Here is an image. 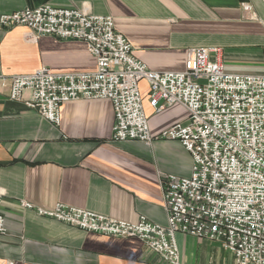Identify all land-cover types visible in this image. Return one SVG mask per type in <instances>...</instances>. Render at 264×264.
Masks as SVG:
<instances>
[{"label": "crops", "instance_id": "crops-1", "mask_svg": "<svg viewBox=\"0 0 264 264\" xmlns=\"http://www.w3.org/2000/svg\"><path fill=\"white\" fill-rule=\"evenodd\" d=\"M45 2L111 15L135 57L152 70H183L188 48L206 46L220 49L217 56L228 71L264 72L260 0H249L254 19L242 0H0V15ZM41 66L83 72L94 70L96 60L82 41L35 38L21 25L0 27V75ZM140 88L152 135L186 121L179 104L153 112L144 80ZM59 114L55 125L0 88V193L7 229L0 234V264H168L138 238L83 231L20 207L21 200L46 209L61 202L127 222L142 215L165 224L160 176L190 174L191 156L177 140L112 141L108 99L70 100ZM176 238L182 264H234L218 241L181 233Z\"/></svg>", "mask_w": 264, "mask_h": 264}, {"label": "built area", "instance_id": "built-area-1", "mask_svg": "<svg viewBox=\"0 0 264 264\" xmlns=\"http://www.w3.org/2000/svg\"><path fill=\"white\" fill-rule=\"evenodd\" d=\"M241 7L256 18L249 0H242ZM17 25L35 38L84 42L96 68L55 72L41 66L30 73L0 75V88L8 89L10 99L23 101L55 125L65 102L108 99L114 112L112 141L177 140L192 159L188 176H160L165 224L142 215L127 222L61 202L46 209L21 200L20 207L83 231L138 238L168 264H182L179 233L220 242L234 264H264V72L228 71L217 56L220 49L206 46L188 48L183 70L149 69L116 30L111 15L74 6L45 2L0 15V27ZM142 80L153 112L179 104L187 111L186 121L152 135ZM1 198L0 193V234H6Z\"/></svg>", "mask_w": 264, "mask_h": 264}]
</instances>
